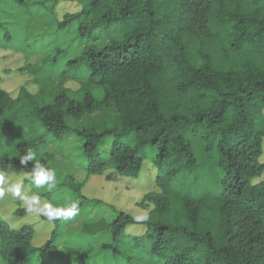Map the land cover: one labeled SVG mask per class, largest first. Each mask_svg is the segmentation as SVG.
Segmentation results:
<instances>
[{"label": "trees", "instance_id": "trees-1", "mask_svg": "<svg viewBox=\"0 0 264 264\" xmlns=\"http://www.w3.org/2000/svg\"><path fill=\"white\" fill-rule=\"evenodd\" d=\"M69 1L79 10L59 19L56 0H0V49L42 55L19 68L35 93L0 87V165L31 169L18 157L47 137L78 140L87 177L136 179L148 162L158 190L138 203L147 222L110 206L111 220L83 224L108 234L103 252L128 264H264V181L253 182L264 171V0ZM25 183L49 202H97L72 176L57 195ZM59 222L34 246L31 224L0 216V264L35 253L55 264ZM64 256L93 264L71 246Z\"/></svg>", "mask_w": 264, "mask_h": 264}, {"label": "rangeland", "instance_id": "rangeland-1", "mask_svg": "<svg viewBox=\"0 0 264 264\" xmlns=\"http://www.w3.org/2000/svg\"><path fill=\"white\" fill-rule=\"evenodd\" d=\"M79 8L75 2L56 0L55 11L59 19L65 13L77 12ZM41 58L42 55L40 54L14 53L0 49V87L9 92L12 97L16 96L20 87H25L29 92L35 93L38 86L34 76L30 73L19 71V68L26 64H32ZM57 82V77L51 79L49 92L52 93L56 90ZM64 85L71 90H75L78 87V84L74 81H68ZM109 140L110 138H108ZM79 145L80 143L76 139L70 138V141L63 143L56 141L52 137H47L38 143L34 149H31L37 153V158L41 159L42 163H46V166L56 170L58 183L52 189L56 190V195L62 190L60 184L65 177L72 176L75 182H83L82 193L87 198L97 200V202L80 207V214L75 218L59 222L60 237L55 247L57 257L55 264H67L64 256V249L67 246L83 250L88 255V262L93 264H128V262L116 259L111 254L101 250V245L109 242L107 233L87 234L81 228L90 219L98 220L103 218L111 220L114 215L111 207L116 210H122L133 217L147 212L138 203L145 193L158 190L155 184V169L147 162L143 167L142 173L136 179L121 178L113 170H107L101 175L87 177L84 159L79 151L80 149L78 150ZM150 156L151 154L149 153ZM260 160L264 161V141L263 154ZM0 169L9 172L10 179H15V174L30 175L27 172L31 171V169H19L13 165H0ZM258 181H264V171L253 182ZM27 187L33 191L29 186ZM69 200H72V198L57 199L55 204H63ZM16 208L24 207L20 201L10 196L0 199V216L4 220L9 222L12 227L21 224H31L35 230L32 244L38 246L44 243L49 237L53 224L46 222L42 218L37 220L26 213L22 218H18L14 215ZM140 230L136 226L128 229L130 232ZM30 264H38L37 253L33 255Z\"/></svg>", "mask_w": 264, "mask_h": 264}, {"label": "clouds", "instance_id": "clouds-1", "mask_svg": "<svg viewBox=\"0 0 264 264\" xmlns=\"http://www.w3.org/2000/svg\"><path fill=\"white\" fill-rule=\"evenodd\" d=\"M21 165L27 166L32 163L30 175L15 174V179H10L9 172L0 169V199L10 196L20 201L24 207V212L37 220L43 218L48 223L56 221H67L80 214V204L78 200H69L63 204H55L43 200L40 195L31 191L25 184L28 181L36 189L47 187L49 191L57 186V172L54 168L46 166L41 159L37 158V153L32 150L26 151L18 157ZM150 219L148 212L134 216L136 222H147Z\"/></svg>", "mask_w": 264, "mask_h": 264}]
</instances>
